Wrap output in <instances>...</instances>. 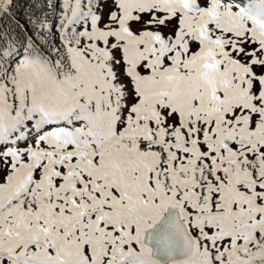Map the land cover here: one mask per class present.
<instances>
[{
	"label": "snow or ice",
	"instance_id": "snow-or-ice-1",
	"mask_svg": "<svg viewBox=\"0 0 264 264\" xmlns=\"http://www.w3.org/2000/svg\"><path fill=\"white\" fill-rule=\"evenodd\" d=\"M0 264H264V0H0Z\"/></svg>",
	"mask_w": 264,
	"mask_h": 264
}]
</instances>
